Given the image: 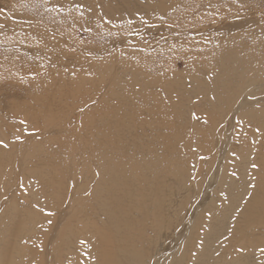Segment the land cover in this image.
Returning a JSON list of instances; mask_svg holds the SVG:
<instances>
[{
  "label": "bare ground",
  "instance_id": "1",
  "mask_svg": "<svg viewBox=\"0 0 264 264\" xmlns=\"http://www.w3.org/2000/svg\"><path fill=\"white\" fill-rule=\"evenodd\" d=\"M72 4L85 6L109 35L123 24L146 27L143 34L165 32L160 40L174 46L194 43L178 41L176 27L212 23L215 30L201 34L204 43L215 45L214 56L201 60L206 50L191 60L178 56L196 70L194 77H180L175 68L176 74L159 80L126 64L95 62L92 70L112 78L102 98L105 112L90 115L74 138L65 139L66 159L52 150L61 140L53 132L65 130L59 116L34 117L44 129L36 142L33 137L19 144L11 133L0 132V140L9 142L0 145V264H28L19 254L21 239L26 229L38 236L54 200L57 221L44 232V262L78 264L90 253L96 264H262L264 189L251 185L264 183V45L255 40L258 28H247L259 20L221 26V13L232 6L210 0L200 5L212 10L198 16L188 13L193 0H56L61 10ZM15 9L4 18H19ZM17 37L47 42L35 31ZM62 56L40 57L48 67L66 64ZM45 104L39 99L27 106ZM249 139L253 146L239 147ZM199 151L208 155L201 163ZM253 164L256 177L248 172ZM175 226L171 239L165 231ZM52 228L58 230L55 244Z\"/></svg>",
  "mask_w": 264,
  "mask_h": 264
},
{
  "label": "rangeland",
  "instance_id": "2",
  "mask_svg": "<svg viewBox=\"0 0 264 264\" xmlns=\"http://www.w3.org/2000/svg\"><path fill=\"white\" fill-rule=\"evenodd\" d=\"M22 1H25L24 6L18 7ZM202 1L193 0L195 6L193 9H189L188 13L198 16L212 10L211 8L203 9L200 5ZM210 2L232 6L230 11L221 13V26L229 24L235 19H258V23L250 24L247 28L250 27L251 30L258 28V34L255 32L257 38L255 40L260 39L259 42L264 45V0H210ZM65 7L64 10L57 8L56 0H0V16H3L0 17V121L6 123L0 125V132L5 135L8 132L11 133L14 136L12 141L19 144L33 137L36 142L41 139H35L36 135L42 134L44 129L41 125L34 123V117L52 114L59 116L57 121L64 124L65 130L59 129L53 132L61 140L55 142L52 150L55 154L60 153V158L68 149V145L64 142L65 139H69L71 134L74 138L79 132L78 129L90 122L92 119V117L88 118L90 115L97 113L103 115L105 112L102 98L106 89L110 87L108 84L111 83L112 78L108 76L105 78L92 70L95 62H99L100 65L114 62L116 65L126 64L129 69L142 72L144 75H148L151 80H159L162 76H168L170 73L176 74L175 68L181 72L180 77L186 75L194 77L196 70L188 68L184 58L191 60L204 50H206V54L200 57L201 60L205 61V59L214 56L212 49L215 45L210 42L204 43L203 34H201L202 32H213L215 27L211 25L212 23L204 25V28H199L202 25L191 29L176 27L178 30L175 35L178 41L191 40L194 43L174 46L160 40L161 35L165 32H155L150 36L143 34L146 27L130 29L129 26L123 24L120 31L114 27L113 35H109V32L101 25L102 22H99L95 18L96 16L88 14L89 11L82 4L66 5ZM14 8L20 17L13 20L4 18V14ZM29 31H35L49 44L37 38L22 39V36L15 38L17 34ZM105 34L108 36H104ZM100 36H104V39H101ZM248 41L252 40L248 39ZM163 49L168 52L163 53ZM50 52L60 53L66 57L68 55L67 58L60 57L66 64L60 63L61 66H59V63H53L54 66L51 64L45 67L44 63L47 61H42L40 56ZM178 56L184 58L176 59ZM175 62H178L179 65L174 66ZM159 69L160 72H157ZM127 78L131 79V75H128ZM186 84L189 86L190 83L186 82ZM193 85L190 87H194ZM72 93L76 95L74 96ZM39 99H45L46 104L43 107L29 108L30 106H27ZM5 139L3 141L8 145L9 142ZM72 141L70 143L68 141V144L71 145ZM238 144L239 147H250L253 146V140L249 139L247 145H244L243 141ZM199 154L201 163L208 155L202 151H199ZM64 158L65 156L62 159ZM57 160L59 159L57 158ZM199 166L203 165L199 164L195 169L196 172L193 173L195 179L203 168L198 169ZM248 172L250 176H257V170L255 171L253 167H250ZM161 182L162 180H159L158 185ZM254 185L256 187L253 190L257 186L258 189H264L262 182ZM42 186L41 183L35 184L36 188ZM173 187L174 184L170 185L169 190ZM20 188L22 189L21 186ZM57 208L58 201L54 200L51 207L45 211L46 215L47 212H52L54 215H47L48 219L46 222H42L43 226L39 229L37 237L29 235L30 229H26V233L21 239L19 254L24 256L28 264H51L48 261L44 262L42 244L44 232L57 221L55 218ZM48 220H51L52 223L49 224ZM57 231L52 228V237L50 236V238H53V244L57 242ZM176 233V226L169 233L165 231V234L169 235L167 237L171 239ZM249 245L251 246L252 243L249 242Z\"/></svg>",
  "mask_w": 264,
  "mask_h": 264
},
{
  "label": "snow or ice",
  "instance_id": "3",
  "mask_svg": "<svg viewBox=\"0 0 264 264\" xmlns=\"http://www.w3.org/2000/svg\"><path fill=\"white\" fill-rule=\"evenodd\" d=\"M195 118H196V119H200V117H195ZM204 122L207 123V120H205ZM257 131H259V129H257ZM17 139H19V137H17ZM0 145H3L4 147H8V145L5 144L3 140H0ZM252 167H253V168H257L258 165L253 164ZM232 175H233V176H236V173L233 172ZM20 186H21L22 188L24 187L23 184H21ZM251 187H252V188H255L256 186L253 184V185H251ZM25 191H27V190L25 189ZM86 195H90V193H86ZM221 195L224 196V199H227V198H228L227 195L224 194V193H221ZM251 195H252L251 193H248V197H249V198H251ZM47 215H48V216H52V215H54V213H52V212H47ZM211 215H212V213L209 212V213H208V217H209V219L211 218ZM48 223L51 224L52 221L49 220ZM233 227H234V225H233ZM229 231H231V230H229ZM224 239L227 240V239H228V236H225ZM81 243L84 244V243H86V242H85V241H81ZM200 246H201V247L203 246V241H202V240L200 241ZM238 251L242 253V252H244V248L241 247V248L238 249ZM260 251H261L262 253H264V248H261ZM217 255H219V253H217ZM85 256L87 257V260L78 261V264H88V260H91V261L93 262V264H96V258L91 257L90 253H85ZM262 264H264V262H262Z\"/></svg>",
  "mask_w": 264,
  "mask_h": 264
}]
</instances>
